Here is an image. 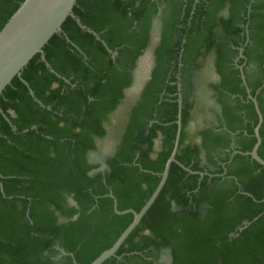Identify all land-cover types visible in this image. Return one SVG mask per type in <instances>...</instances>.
<instances>
[{"label":"trees","instance_id":"obj_1","mask_svg":"<svg viewBox=\"0 0 264 264\" xmlns=\"http://www.w3.org/2000/svg\"><path fill=\"white\" fill-rule=\"evenodd\" d=\"M23 1L0 0V30ZM72 12L86 29L68 16L45 60L35 54L0 93V264H90L112 246L133 215L116 214L108 194L119 211L138 212L153 193L174 145L178 82L175 159L197 173L171 163L153 204L102 264H157L167 250L169 264H264V167L232 155L256 142L243 65L263 116L264 159V0H76ZM158 14L149 79L107 170L96 171L88 156L132 85ZM208 57L219 125L193 132L187 91Z\"/></svg>","mask_w":264,"mask_h":264},{"label":"water","instance_id":"obj_2","mask_svg":"<svg viewBox=\"0 0 264 264\" xmlns=\"http://www.w3.org/2000/svg\"><path fill=\"white\" fill-rule=\"evenodd\" d=\"M76 3V0H24L18 7V9L13 13V15L8 19L4 26L0 30V93L10 84L11 80L15 76H20L22 69L26 66L29 60L37 53L41 54L42 60H45L43 54V47L49 41V39L55 34L61 31V26L68 16L74 18L75 15L72 12V9ZM76 21L81 25L80 20L76 18ZM82 28L86 29V26L81 25ZM161 21L159 14L152 22L151 35L152 40L149 47L145 50L144 54L139 58L151 59L154 46L159 40L160 35ZM89 32L93 33L96 38L99 39V36L87 29ZM156 37V38H155ZM155 38V39H154ZM157 41V42H156ZM243 48H240V56H242ZM48 65V64H47ZM241 78L243 84L246 86L248 93V98L252 101L258 121L254 128V136L256 142L253 145L250 151L242 152L234 150L232 155L240 153L242 155H248L251 159L255 160L257 163L264 167V159H262L258 154V148L261 144V137L259 134V129L263 121V116L260 111L257 99L250 94V90L247 87L245 80V75L243 73L242 67H240ZM27 84L25 81H23ZM179 90H180V84ZM132 87V86H131ZM130 87V88H131ZM30 94L33 96L32 90H29ZM177 129L174 139V145L170 156L168 157L163 171L160 173V181L154 189L151 196L146 200L142 208L136 212L133 209H126L119 211L117 209L116 199L111 193L108 194L113 199V209L116 214H125L132 213L133 219L131 223L124 229L120 234L117 240L112 244V246L102 253H100L90 264H102L107 259L112 256H115L117 250L120 248L121 244L128 237L130 232L139 224L142 217L145 215L147 210L155 201L156 197L163 188L166 179L168 177L169 168L171 163L175 162L179 164L184 170L190 173H197L190 170L188 167L183 166L180 162L175 159V155L178 149L180 133H181V110H182V97L181 93L178 95L177 99ZM231 135H234L230 132ZM100 166L96 171H104L107 169V165L103 158L99 160ZM202 177L204 172H198ZM70 203L77 207V204L72 199ZM65 251L61 250V255H66ZM73 258V254L69 253ZM161 261H164V264H169L171 261L170 252L164 251L160 256L157 264H161ZM73 262L76 263L73 258Z\"/></svg>","mask_w":264,"mask_h":264},{"label":"rangeland","instance_id":"obj_3","mask_svg":"<svg viewBox=\"0 0 264 264\" xmlns=\"http://www.w3.org/2000/svg\"><path fill=\"white\" fill-rule=\"evenodd\" d=\"M156 38V37H155ZM154 38V39H155ZM152 40V35H151ZM158 41V40H157ZM156 41V42H157ZM153 50V49H152ZM145 55V54H144ZM154 61V53L151 55V59L144 58L140 59L135 70L133 71V76L135 77V82H133L132 87L128 88L125 92V98L117 111L112 115L109 123L107 124V135L105 138L97 140V150L92 152L89 155V159L91 161H99L103 158L107 153L112 151V149L116 146L120 133L124 126V121L126 119L127 113L131 107V105L138 98L142 86L145 84L149 77V73L153 66ZM249 72H252V68H249ZM195 80L198 83V87L196 89L195 98L200 101L199 105H206L208 108H214L217 110V107L212 98V91H210L209 84L217 81L216 72L213 65V59L208 57L206 60L199 61V67L195 73ZM205 106V107H206ZM206 107V108H207ZM206 112L199 113L192 119L191 125L194 128L205 125L206 123H210L207 117H205ZM164 261H161V264H164Z\"/></svg>","mask_w":264,"mask_h":264},{"label":"flooded vegetation","instance_id":"obj_4","mask_svg":"<svg viewBox=\"0 0 264 264\" xmlns=\"http://www.w3.org/2000/svg\"><path fill=\"white\" fill-rule=\"evenodd\" d=\"M145 52V51H144ZM144 52H143V54H144ZM142 54V55H143ZM141 55V56H142ZM140 56V57H141ZM148 55H146V57H147ZM139 57V58H140ZM138 62H139V59H138V61H137V64H138ZM154 62V61H153ZM137 66V65H136ZM153 67V66H152ZM240 67H243V65H241ZM251 67V66H250ZM152 69V68H151ZM247 69H248V67H247ZM135 70V69H134ZM196 71H197V69H196ZM196 71H194V77H192L191 79H190V87H189V89H188V91H187V100H188V102H190V103H192L193 104V106H194V108H193V116L192 117H195V116H197L199 113H204V111L206 112V116L205 117H207L209 120H211V122L210 123H206L205 125H202V126H200V127H197V128H194L192 125H191V123H192V120H191V123H189V126H188V128L189 129H191V131H193V132H195V130L197 131V130H201V129H203V128H208V127H217L218 125H219V123H218V120H217V118H218V116L220 115V106H219V104L217 103V100H216V95H215V92L213 91V90H211L210 89V91H212L211 93H212V98H213V100H214V103H215V105H216V107H217V110H215L214 108H208L206 105H199V103H200V101H198L197 100V98H195V93L194 92H196V89H197V87H198V83L196 82V80H195V73H196ZM151 72V71H150ZM216 72V71H215ZM133 75V74H132ZM149 76H150V73H149ZM216 76H217V81L216 82H214V83H211V85H214V86H216L218 83H219V76L216 74ZM148 79H149V77H148ZM147 79V80H148ZM133 82H135V77L133 76ZM133 82H132V84H133ZM180 83L178 82V84L177 85H179ZM132 86V85H131ZM130 86V87H131ZM209 86H210V84H209ZM129 87V88H130ZM142 88H143V86H142ZM179 88V86L177 87V94L179 95V93H181L180 92V90L178 89ZM140 95V94H139ZM139 97V96H138ZM181 97H182V94H181ZM137 100V99H136ZM135 103V102H134ZM133 103V104H134ZM207 108H206V107ZM196 111V112H195ZM193 129V130H192ZM159 139H160V137H159ZM159 139H157L156 141H155V145H154V147H155V149H158V147H159V144H160V140ZM199 140L200 139H198L197 138V142H199ZM116 145H117V143H116ZM98 147V146H97ZM115 151H116V146L112 149V151H110L109 153H107L104 157H103V159H104V161H105V163H106V159H107V157H109V156H113L114 154H115ZM95 152V151H94ZM92 153V152H91ZM90 153V154H91ZM233 153V152H232ZM89 154V155H90ZM88 159H89V156H88ZM89 161L91 162V163H95V164H98V167L100 166V162L99 161H91L90 159H89ZM107 165V164H106ZM107 169H105L103 172H105ZM225 172V171H224ZM160 259V258H159Z\"/></svg>","mask_w":264,"mask_h":264}]
</instances>
